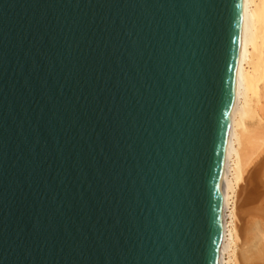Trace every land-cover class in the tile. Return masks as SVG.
I'll return each mask as SVG.
<instances>
[{"label":"water","instance_id":"water-1","mask_svg":"<svg viewBox=\"0 0 264 264\" xmlns=\"http://www.w3.org/2000/svg\"><path fill=\"white\" fill-rule=\"evenodd\" d=\"M241 0H0V264H217Z\"/></svg>","mask_w":264,"mask_h":264},{"label":"bare ground","instance_id":"bare-ground-1","mask_svg":"<svg viewBox=\"0 0 264 264\" xmlns=\"http://www.w3.org/2000/svg\"><path fill=\"white\" fill-rule=\"evenodd\" d=\"M240 19L234 93L219 178L217 264H258L253 256L264 252L255 251L264 241V231L256 226L259 231L251 241L244 236L248 233L243 225L251 213L264 217V0H241Z\"/></svg>","mask_w":264,"mask_h":264},{"label":"rangeland","instance_id":"rangeland-1","mask_svg":"<svg viewBox=\"0 0 264 264\" xmlns=\"http://www.w3.org/2000/svg\"><path fill=\"white\" fill-rule=\"evenodd\" d=\"M263 175H264V173H263ZM264 177V176H263ZM262 177V178H263ZM264 179V178H263ZM257 219V222L258 223H260V225L263 223V229H261L262 227L260 226V225H258V224H256L257 222L255 221ZM255 221V222H254ZM253 223H255V224H253ZM243 225H245V233L247 234V235H244V236H250V240L252 241L253 240V235H255L257 232H256V230H258V228L261 230V231H264V217H262L261 215H257V213H251V214H249V215H247L246 216V218H245V221H244V223H243ZM250 225V226H249ZM256 226H258V228H256ZM261 227V228H260ZM252 231V232H251ZM255 231V232H254ZM259 231V230H258ZM249 232H251L250 234H249ZM261 236V235H260ZM263 237V236H262ZM259 241H262V238L260 237V240ZM258 241V242H259ZM263 242V243H262ZM262 242H259L258 244H257V246H256V249L257 250H255V251H259V250H261V251H264V241H262ZM262 244V246H260L261 244ZM258 245H259V247H258ZM246 248H247V246H245ZM245 247H243L242 248V250L244 249H246ZM256 255V256H255ZM255 255L253 256L254 258V260H256V261H258V264H264V252H261V254H260V251H259V254L256 252L255 253ZM257 255H258V257H257Z\"/></svg>","mask_w":264,"mask_h":264}]
</instances>
